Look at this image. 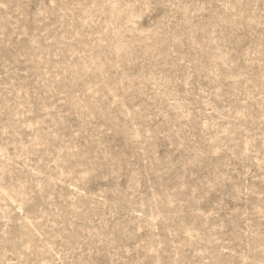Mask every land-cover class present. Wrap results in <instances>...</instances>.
<instances>
[{"label": "rangeland", "instance_id": "obj_1", "mask_svg": "<svg viewBox=\"0 0 264 264\" xmlns=\"http://www.w3.org/2000/svg\"><path fill=\"white\" fill-rule=\"evenodd\" d=\"M0 264H264V0H0Z\"/></svg>", "mask_w": 264, "mask_h": 264}, {"label": "bare ground", "instance_id": "obj_2", "mask_svg": "<svg viewBox=\"0 0 264 264\" xmlns=\"http://www.w3.org/2000/svg\"><path fill=\"white\" fill-rule=\"evenodd\" d=\"M110 6H111V11L115 12L117 10V8L114 6L113 3H111Z\"/></svg>", "mask_w": 264, "mask_h": 264}]
</instances>
